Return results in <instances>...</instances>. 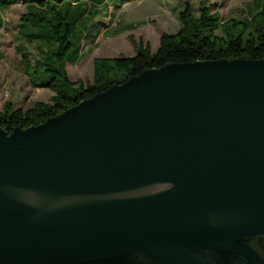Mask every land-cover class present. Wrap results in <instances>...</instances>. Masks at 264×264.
Masks as SVG:
<instances>
[{
	"label": "water",
	"instance_id": "water-1",
	"mask_svg": "<svg viewBox=\"0 0 264 264\" xmlns=\"http://www.w3.org/2000/svg\"><path fill=\"white\" fill-rule=\"evenodd\" d=\"M0 264H264V58L169 62L0 127Z\"/></svg>",
	"mask_w": 264,
	"mask_h": 264
},
{
	"label": "trees",
	"instance_id": "trees-1",
	"mask_svg": "<svg viewBox=\"0 0 264 264\" xmlns=\"http://www.w3.org/2000/svg\"><path fill=\"white\" fill-rule=\"evenodd\" d=\"M110 0H0V27L2 12L12 4L22 3L27 11L23 17V35L40 42L44 58L36 62L42 67L45 80L35 86L53 92L51 102L37 101L27 109L6 103L0 111V127H28L44 122L73 106L80 100L119 84L144 69L158 68L169 62L214 60L219 58H264V0H253L254 10L247 18L230 17L222 22L216 4H202L195 14L193 5L184 1L179 12V27L173 33H162L159 45L152 51L141 39L133 41L135 54L93 60V78L90 82L73 81L66 71V58L72 46L70 36L76 23L108 6ZM96 36V35H95ZM78 59L74 57V61ZM37 64H35V68ZM37 70V71H36ZM34 69L32 73H38Z\"/></svg>",
	"mask_w": 264,
	"mask_h": 264
},
{
	"label": "rangeland",
	"instance_id": "rangeland-1",
	"mask_svg": "<svg viewBox=\"0 0 264 264\" xmlns=\"http://www.w3.org/2000/svg\"><path fill=\"white\" fill-rule=\"evenodd\" d=\"M185 0H110L108 6L76 23L70 39L72 46L66 58V71L73 81L90 82L93 78V60L96 57L132 56V40H142L155 51L162 33H173L179 27V12ZM195 14L204 2L216 4L222 22L230 17L242 19L254 10L253 0H188ZM257 3L260 0H256ZM26 7L17 2L2 12L0 27V111L6 103L27 109L34 102H51L53 92L35 86L45 77L36 62L44 58L43 45L30 41L24 35L23 17ZM96 35V36H95ZM78 59L74 61V57ZM35 64L37 67L35 68ZM39 69L38 73H32ZM37 71V70H36Z\"/></svg>",
	"mask_w": 264,
	"mask_h": 264
}]
</instances>
